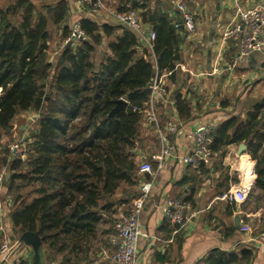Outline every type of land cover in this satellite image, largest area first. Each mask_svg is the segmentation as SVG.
I'll list each match as a JSON object with an SVG mask.
<instances>
[{"label": "trees", "instance_id": "trees-1", "mask_svg": "<svg viewBox=\"0 0 264 264\" xmlns=\"http://www.w3.org/2000/svg\"><path fill=\"white\" fill-rule=\"evenodd\" d=\"M131 2L115 8L137 11L153 29L151 49L126 25L88 15L72 23L73 27L79 22L86 39L63 45L53 57L48 55L50 25L63 26L62 38L71 33L67 0H8L0 5V131L10 130L22 111L40 114L25 154L10 158V176L0 194L33 186L29 196L17 194L3 207L12 224V241L22 244L23 231L37 232L44 257L49 256L52 264L90 263L87 255L98 227L111 223L118 202L135 194L130 189L139 181L135 148L148 82L155 72H170L169 78L176 80L181 17L173 21L141 0ZM106 38L109 54L100 52L96 62L93 56ZM121 98L126 103L113 112ZM172 98L178 118L191 119L190 100L178 90ZM242 141L256 160L253 188L262 192L264 105L256 103L244 120L232 116L212 130L208 148L223 154L226 145ZM8 162L5 155L2 164ZM118 195L125 197L116 201ZM112 230L113 226L105 232ZM4 232L11 243L9 232L5 228ZM252 258L248 248L240 252L212 248L195 264H245ZM19 264L34 263L24 258Z\"/></svg>", "mask_w": 264, "mask_h": 264}, {"label": "crops", "instance_id": "crops-1", "mask_svg": "<svg viewBox=\"0 0 264 264\" xmlns=\"http://www.w3.org/2000/svg\"><path fill=\"white\" fill-rule=\"evenodd\" d=\"M6 1L8 0H2L3 4ZM47 1L53 3L55 0ZM67 1L69 24L71 20L73 23L83 16H88L84 7L79 6L76 0ZM108 1L113 8L117 5L123 6L124 1H127L126 7L132 3L131 0H122L120 4L119 0ZM141 1L152 11L168 13L173 21L180 17V13L174 7L176 0ZM183 1L194 13L198 28L195 33H188L180 22L182 43L179 48L180 60L175 67L176 80H171L169 75L164 76L168 96L156 105L161 123L168 120L178 121L180 132L170 134L174 144V155L165 160L158 172L140 216L142 229L147 236L139 242L137 264H195L212 248L236 252L248 248L253 258L245 264H264V220L259 218L261 208L249 209L247 201L237 204L221 199L226 190L243 179L247 184L254 183L253 171L256 160L248 153L247 144L244 141L228 144L223 154L211 152L210 156L201 160L197 166L180 163L175 158L176 155H187L192 151L193 139L190 135L196 126L205 124L212 131L232 116L244 120L247 112L256 103L260 104L264 98V50L241 56L232 70H226L225 64L237 48L230 43L226 46L221 43L222 32L235 19L237 7L248 9L264 5V0ZM97 16L110 20L102 14ZM213 24L215 25L213 43L210 46L209 35ZM57 28L56 32L62 37L63 26L59 25ZM62 39L64 43L67 38ZM109 40L106 38L103 41L98 52L109 54L106 48V42ZM59 51L53 52L52 55H57ZM176 90L190 100L192 117L187 121L177 116L172 98ZM140 127L139 145L135 148L138 166L151 159L161 147L157 132L142 118ZM12 128L13 124L11 132ZM210 140L211 135L208 142ZM241 144L245 147H241ZM243 160H247L251 166L250 177L249 173H246L245 177L241 169L248 167L249 171V166H242ZM137 175L139 181L136 189L139 195L140 183L147 177L140 172ZM234 178L238 181L234 182L232 180ZM261 193L264 195V191ZM169 198H185L189 207L188 213H193L183 227L171 223L163 214L162 208ZM0 214H3L0 220H3L5 229L8 228L10 231L8 234L12 241L14 236L10 234L12 224L3 205L0 206ZM11 243L12 258L17 256L21 259L32 258V250L28 245L15 244L14 241Z\"/></svg>", "mask_w": 264, "mask_h": 264}, {"label": "built area", "instance_id": "built-area-1", "mask_svg": "<svg viewBox=\"0 0 264 264\" xmlns=\"http://www.w3.org/2000/svg\"><path fill=\"white\" fill-rule=\"evenodd\" d=\"M76 2L79 6L84 7L88 15L102 14L115 23L131 28L137 33L141 42L149 47V49L152 48L155 32L140 20L137 11L132 9L118 11L116 8L107 5L103 0H76ZM174 7L180 13L182 27L188 33H195L198 28V22L186 3L183 0H176ZM176 26H178V23ZM83 39H86V36L80 29L79 22H75L70 35L64 43L66 44L67 41H70L71 44H75L78 40ZM221 43L225 46L230 43L237 48L232 58L225 64L226 70H232L241 56H248L251 53L264 50V5H256L248 9L237 7L235 19L222 32ZM169 74L170 72H166L165 74L155 72L148 82L149 96L140 110V115L157 132L161 147L151 159L140 164L138 172L142 175L147 173L148 177L140 183L139 195L131 200L128 211L116 218L113 230L108 235L107 244L110 251L107 254L102 250L101 254L106 255L105 257L108 258L110 264H137L139 242L147 236L142 229L140 219L145 201L150 195L156 176L163 167L165 160L174 155V144L170 139V134L180 132V123L168 120L162 124L156 110L158 102L163 101L168 96L164 76ZM210 135L211 128L208 125L202 124L196 126L190 135L193 139L192 151L187 155H176L175 158L180 163L197 166L201 160H205L211 154L208 148ZM23 140V137L18 138L9 147V151H11L13 156H18L22 153ZM17 148H19L18 151ZM5 174L6 171L3 168L0 171V186L5 181ZM243 181L226 190L221 195V199L237 204L244 203L250 192V183L243 184ZM162 209L164 216L171 223L179 227H183L193 216V213H188L189 207L187 202L181 198L166 199ZM1 223L0 220V233L3 235L6 233ZM1 242L0 262L19 264L21 258L19 256L12 258L13 256H11L12 247L7 235H3Z\"/></svg>", "mask_w": 264, "mask_h": 264}, {"label": "rangeland", "instance_id": "rangeland-1", "mask_svg": "<svg viewBox=\"0 0 264 264\" xmlns=\"http://www.w3.org/2000/svg\"><path fill=\"white\" fill-rule=\"evenodd\" d=\"M105 3L107 5L111 4L109 1L107 2V0H105ZM5 4L6 3L3 4L2 0H0V5H5ZM71 21H69L70 22L69 25H70V29L72 30V22ZM57 29H58L57 26L50 25L51 36L49 39V47H48L49 53H48V55L52 56V57L54 56V55H52V53L57 51V50H60L61 49L60 46L63 43V39H62L61 35L59 36L58 32H56ZM63 45H64V43H63ZM99 53L100 52L95 53L93 56L94 61H96V62L99 61V59H100ZM201 58H202L201 62L203 63L204 62V54L201 56ZM219 72H221V71H219ZM39 117H40V114L37 111H34V110L22 111V112L18 113L12 121V124H13L12 132H11V130H1L0 131V171L3 170V167H1V165H3L2 164V158L5 155L8 156V161H9L6 164L7 166L3 165L4 169L6 171V174H5L6 178H5L4 185H1L3 189L6 188V184L8 183V179H9L10 174H9L7 169H8V166L10 165V158L11 159L13 158V154L8 149L11 145H13V143L18 138L23 137V139H24L23 143H22L23 150H22V153L19 155V157L25 154L28 139L31 138V133L33 132L34 128L36 127ZM18 150H19V148H17V151ZM243 163H244V165L242 164V166H249V171H248V167H244L241 169H242L245 177H247L246 173H249L248 177H250L251 176V171H250L251 166L249 165L247 160H243ZM243 184H246V182H244ZM32 189H33V186H22V187H19L17 190L14 189L10 194H8V196L7 195L2 196L0 194V206L3 205V203L6 202V200L11 199V197L16 196L17 194L21 195L22 197L23 196L24 197L29 196L32 192ZM130 191L135 193V194H133V198L137 196V189L136 188H131ZM249 191L250 192H249L248 196L249 195H251V196H250V198L247 196V200H246L247 202H249L247 204L248 208L249 209H254L256 207L261 208L259 218L264 220V195H262L261 192L257 191L255 188H253V185H250ZM120 197L124 198L125 196H119L118 195L114 199L117 201ZM127 200H129V201L124 202V203L123 202L120 203V201L118 202L116 214L115 213L113 214V216H112L113 221L111 223H107V224H104V225L98 227V232L96 234L97 237L92 241L90 249H89V253L87 255L90 263H86V264H110L108 261V258L105 257L106 255L101 254L102 250L105 251L107 254L110 251L108 244H107V239H108L109 233L106 234L105 231L108 232L112 228L116 218H118L121 214H125L128 211L132 199L128 197ZM8 207H10V206H8ZM2 216H3V214H0V217H2ZM1 221L3 222V220H1ZM1 224H2L3 229H4L5 228L4 223H1ZM7 230H8V228H7ZM8 232H10V231L8 230ZM3 235L6 236V234H3ZM3 235L0 233V246L2 243L1 241H2ZM97 247H101V249L96 250ZM11 251H12V248H11ZM83 258H82V260H83ZM58 259H59V257L57 256L56 260H58ZM82 260H81V262H82ZM44 264H52V261L49 260V256H47L46 254L44 257ZM81 264H84V262Z\"/></svg>", "mask_w": 264, "mask_h": 264}, {"label": "water", "instance_id": "water-1", "mask_svg": "<svg viewBox=\"0 0 264 264\" xmlns=\"http://www.w3.org/2000/svg\"><path fill=\"white\" fill-rule=\"evenodd\" d=\"M219 7V6H218ZM214 27L215 25H212L210 35H209V40H210V46L213 43V35H214ZM71 42L67 41L66 46H70ZM211 50H208V55H210ZM126 101L121 98L117 101V106L113 109V112H116L119 108H121ZM261 105H264V98L261 99L260 101ZM241 147H245L244 144H241ZM145 176L148 177V174L145 173ZM19 240L23 242V244L28 245L31 250H32V261L34 264H44V253H43V245H42V240L37 232L33 231H23L19 235Z\"/></svg>", "mask_w": 264, "mask_h": 264}]
</instances>
